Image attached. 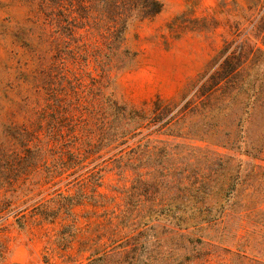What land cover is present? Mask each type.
Returning <instances> with one entry per match:
<instances>
[{
	"label": "rangeland",
	"instance_id": "1",
	"mask_svg": "<svg viewBox=\"0 0 264 264\" xmlns=\"http://www.w3.org/2000/svg\"><path fill=\"white\" fill-rule=\"evenodd\" d=\"M159 1L114 48L104 0H0V264H264V0ZM244 42L260 95L222 117L223 146L112 119H150ZM146 139L162 166L137 159Z\"/></svg>",
	"mask_w": 264,
	"mask_h": 264
},
{
	"label": "trees",
	"instance_id": "2",
	"mask_svg": "<svg viewBox=\"0 0 264 264\" xmlns=\"http://www.w3.org/2000/svg\"><path fill=\"white\" fill-rule=\"evenodd\" d=\"M103 4L102 11L113 16L112 44L114 48L122 43L129 20L153 16L161 10L162 6L159 0H104ZM261 32L264 34V31ZM253 51L245 42L234 47L227 43L212 58L211 66L198 75L178 102L171 104L157 98L152 104L151 116L148 120L139 115L137 111H129L128 115H125V109H119L115 105L112 119L114 122L116 119L126 120L132 124L134 130H137L136 134L140 133L139 129L146 125L153 127L152 133L176 137H184L191 133L201 140L223 146L226 142L223 136H226V133L221 128L222 117L228 115V112L233 113L241 106L251 107L260 95L256 82L258 78L251 71L255 65L252 58L255 53ZM260 53L264 55V51H260ZM187 117H194L195 120L188 125L184 132L182 128ZM113 126L111 142L126 137L121 126L115 124ZM169 149L166 144H152L150 140L146 139L144 142L139 141L133 151L134 153L138 151L137 159L139 161L141 156L145 155L150 162V167H158L162 166V158L166 157ZM1 184L2 182H0V186ZM201 188H203V184L200 181L193 191L197 192ZM150 211L152 213L143 223L145 232L152 230L155 227L153 221L157 220V217H151V214H156L157 210ZM200 220H206V217H200ZM183 221L184 219H181L180 216L172 215L170 222L173 226L181 228ZM196 224L197 222L186 223L183 228ZM148 241L149 239L146 237L145 242ZM150 254L151 252H148L147 259L150 258ZM94 260L95 258L91 261Z\"/></svg>",
	"mask_w": 264,
	"mask_h": 264
},
{
	"label": "built area",
	"instance_id": "3",
	"mask_svg": "<svg viewBox=\"0 0 264 264\" xmlns=\"http://www.w3.org/2000/svg\"><path fill=\"white\" fill-rule=\"evenodd\" d=\"M45 264V263H44Z\"/></svg>",
	"mask_w": 264,
	"mask_h": 264
}]
</instances>
